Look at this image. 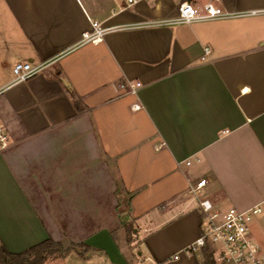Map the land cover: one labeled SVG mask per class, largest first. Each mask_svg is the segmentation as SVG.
<instances>
[{"label":"crops","instance_id":"crops-1","mask_svg":"<svg viewBox=\"0 0 264 264\" xmlns=\"http://www.w3.org/2000/svg\"><path fill=\"white\" fill-rule=\"evenodd\" d=\"M184 1L264 11V0L129 9L119 0H0V120L9 136L0 150V244L8 253L63 239L76 249L61 264L72 252L79 264H221L207 247L173 256L202 233L199 199L219 210L264 199V13L81 42L94 22L171 18ZM16 63L45 67L14 84ZM122 83L140 87L131 94ZM100 163L113 167L119 203L127 198L114 226L106 196L91 205V166ZM253 223L264 230V217Z\"/></svg>","mask_w":264,"mask_h":264},{"label":"built area","instance_id":"built-area-1","mask_svg":"<svg viewBox=\"0 0 264 264\" xmlns=\"http://www.w3.org/2000/svg\"><path fill=\"white\" fill-rule=\"evenodd\" d=\"M119 1L122 9H129L150 0ZM260 12L264 13V11L232 12L213 3L195 7L192 3L184 1L179 4L177 14L171 18L148 20L137 24L115 27H103L100 23L94 22L92 23L91 32L84 33L81 42L83 44L100 43L103 36L111 31L189 25L195 22L245 17ZM203 52L204 55L201 59L204 61L211 50L209 47H205ZM44 67V64L16 63L12 70V83H23L40 73ZM119 87L128 93L135 94L140 84L122 83ZM8 146L9 136L0 120V150H4ZM185 164L190 165V161H185ZM205 182V180L198 181L196 186L191 189V193L196 196L201 194ZM198 206L203 214L202 233L193 243L174 255V259H177L180 255H190L202 248L211 247L216 256V261L221 264H264V246L253 239L250 230L251 224L256 219L264 217V199L245 210H238L234 207L219 210L214 208L210 201L206 199H199Z\"/></svg>","mask_w":264,"mask_h":264},{"label":"rangeland","instance_id":"rangeland-1","mask_svg":"<svg viewBox=\"0 0 264 264\" xmlns=\"http://www.w3.org/2000/svg\"><path fill=\"white\" fill-rule=\"evenodd\" d=\"M115 178L113 167L109 163H100L91 166V183L89 188L92 197L91 205L96 204L95 197H98L97 195H101V198L103 195L106 196L107 222L108 225L111 226H114L115 221L118 223L119 220L124 218L122 215L126 212L127 207V198H124L121 204L117 199L120 193L118 191H120L121 188ZM115 190H117L118 194H114V192H116ZM250 230L253 239L257 243L264 244V230L259 228L256 223L251 224ZM125 235L131 236L132 234L125 233ZM61 240V242H55V245L52 247L27 254L21 261H23L24 264H61L64 255L70 250L76 249L72 247L73 243L67 240ZM122 245L126 248V252H128L131 257L135 258V250L129 244H126L125 241H122ZM63 262L64 264L82 263L75 252L69 253Z\"/></svg>","mask_w":264,"mask_h":264},{"label":"trees","instance_id":"trees-1","mask_svg":"<svg viewBox=\"0 0 264 264\" xmlns=\"http://www.w3.org/2000/svg\"><path fill=\"white\" fill-rule=\"evenodd\" d=\"M127 229V232L129 234L132 233V228L131 226H125ZM53 245H55V241L48 239L46 241H44L43 243L29 249L28 251H26L25 253L22 254H11L8 253L3 246H1L0 244V263L2 264H24L22 260V258H24L27 254L30 253H35V252H39L41 250H44L48 247H52ZM206 252H208V257H212L213 256V250L210 247H207Z\"/></svg>","mask_w":264,"mask_h":264}]
</instances>
